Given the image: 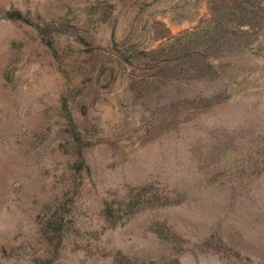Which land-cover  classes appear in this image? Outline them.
<instances>
[{
	"label": "rangeland",
	"instance_id": "obj_1",
	"mask_svg": "<svg viewBox=\"0 0 264 264\" xmlns=\"http://www.w3.org/2000/svg\"><path fill=\"white\" fill-rule=\"evenodd\" d=\"M251 2L0 0V264H264Z\"/></svg>",
	"mask_w": 264,
	"mask_h": 264
},
{
	"label": "trees",
	"instance_id": "obj_2",
	"mask_svg": "<svg viewBox=\"0 0 264 264\" xmlns=\"http://www.w3.org/2000/svg\"><path fill=\"white\" fill-rule=\"evenodd\" d=\"M244 3H240L238 5V8H240V10H242V5ZM7 15V18L9 19H13V20H17V21H21V22H27L26 19L20 14V13H16V12H7L6 13ZM255 17H259V14L257 13H254V5L253 3L251 2V23H247L245 20L242 21L240 24H238L236 27H232L230 28L229 27V22L227 20H224V21H219L217 22L215 28H218V30H221L222 32H227V33H231L233 34V32H237V31H234V29L236 28H239L240 30H243L240 32V34H246L248 35L249 33H256L258 30H260V28H262V21L264 20V16L261 17V20L257 21L255 19ZM219 23V24H218ZM222 28V29H220ZM184 35H191V34H194V33H188V32H185L183 33ZM113 53L119 55V58L121 61L120 63H125V64H128L130 65V60L132 59V57H130V55H122V53L117 50V49H113L112 50ZM77 140H78V137H77ZM149 189L150 187H147V186H143L141 188H138V197H146L149 193ZM166 199V198H165ZM106 207H107V204L104 206L105 208V213H106ZM160 207V206H159ZM148 264H157V263H153V262H149Z\"/></svg>",
	"mask_w": 264,
	"mask_h": 264
}]
</instances>
